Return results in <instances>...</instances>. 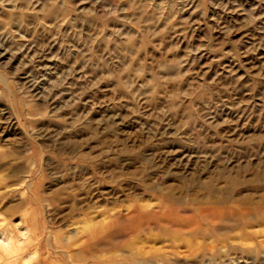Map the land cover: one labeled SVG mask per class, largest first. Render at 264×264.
<instances>
[{
	"label": "rangeland",
	"instance_id": "1",
	"mask_svg": "<svg viewBox=\"0 0 264 264\" xmlns=\"http://www.w3.org/2000/svg\"><path fill=\"white\" fill-rule=\"evenodd\" d=\"M248 205L264 0H0V264H264Z\"/></svg>",
	"mask_w": 264,
	"mask_h": 264
},
{
	"label": "bare ground",
	"instance_id": "2",
	"mask_svg": "<svg viewBox=\"0 0 264 264\" xmlns=\"http://www.w3.org/2000/svg\"><path fill=\"white\" fill-rule=\"evenodd\" d=\"M231 206H233V205H231ZM161 207H157L158 211L156 213H154L155 215L160 216V213H163V214H161L162 216L165 215L168 208H165V207L161 208ZM219 216L220 217L216 221L222 222V223H231L232 227L228 228V229H234L232 231H235V229H239L240 227L248 228V227H250V223H248V221H251L254 217H257L256 219H259L260 217H264V205H255V206L248 205V206H243V207H240L237 209H235L233 207H231L230 209L224 208L220 211ZM163 226L166 227L165 228L166 230L173 232L174 234L178 233V232H175L177 230V228L170 227L171 223H164ZM204 233L208 234V229L205 228ZM170 234H172V233H170ZM182 234L186 235L187 233L184 232ZM166 236H169V235L166 234ZM233 237H234V239H240L242 237V235L237 234ZM172 244H173V246H175L174 245L175 242L172 241ZM185 245L188 246V242H186Z\"/></svg>",
	"mask_w": 264,
	"mask_h": 264
}]
</instances>
